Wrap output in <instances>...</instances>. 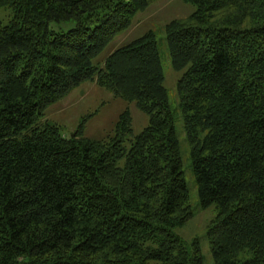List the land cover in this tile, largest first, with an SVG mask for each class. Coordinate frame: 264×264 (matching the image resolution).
Instances as JSON below:
<instances>
[{
    "label": "trees",
    "instance_id": "1",
    "mask_svg": "<svg viewBox=\"0 0 264 264\" xmlns=\"http://www.w3.org/2000/svg\"><path fill=\"white\" fill-rule=\"evenodd\" d=\"M165 24L213 264H264V0H183ZM148 0H0V264H203L153 31L96 57ZM72 21L68 30L52 25ZM92 81L129 111L73 135L45 108Z\"/></svg>",
    "mask_w": 264,
    "mask_h": 264
},
{
    "label": "rangeland",
    "instance_id": "2",
    "mask_svg": "<svg viewBox=\"0 0 264 264\" xmlns=\"http://www.w3.org/2000/svg\"><path fill=\"white\" fill-rule=\"evenodd\" d=\"M148 4V7L143 12L135 15L128 29L119 33L106 46L96 57L94 63L102 66L107 56L115 49L147 31L154 32L165 76L164 86L167 90L170 108L174 116L183 176L188 191L189 205L192 210V217L183 226L175 228L174 233L186 243L197 239L203 264H213L206 232L207 225L216 214V209L214 205L202 209L199 204L176 91V84L181 78L183 70H174L170 64L164 31L165 24L168 21L188 17L195 11V6L183 0H148ZM11 18V9L9 7H0V21L4 25H8ZM52 26L55 30L65 31L73 27L74 23L69 21L60 24V26ZM123 111H129L132 118L133 133L135 135L138 134L147 124V115L141 112L134 103L115 97L110 91L97 86L95 82L86 81L74 88L64 98L47 106L43 111L42 119L59 125L62 133L67 135H73L79 124L83 122V135L98 139L108 133H112L118 116Z\"/></svg>",
    "mask_w": 264,
    "mask_h": 264
}]
</instances>
